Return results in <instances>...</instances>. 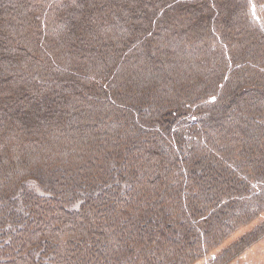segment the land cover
<instances>
[{"label":"trees","instance_id":"obj_1","mask_svg":"<svg viewBox=\"0 0 264 264\" xmlns=\"http://www.w3.org/2000/svg\"><path fill=\"white\" fill-rule=\"evenodd\" d=\"M263 212L264 0H0V264H229Z\"/></svg>","mask_w":264,"mask_h":264},{"label":"rangeland","instance_id":"obj_2","mask_svg":"<svg viewBox=\"0 0 264 264\" xmlns=\"http://www.w3.org/2000/svg\"><path fill=\"white\" fill-rule=\"evenodd\" d=\"M263 221L264 212L260 214L258 218L241 228L238 232H236L233 236L226 240L217 251L226 248L227 246H229V244L237 241L241 236H243L247 232H250L253 228H255ZM210 258H212V255L210 256ZM208 260L209 256L198 261L196 264H205ZM229 264H264V237L245 248L236 256L235 259L229 262Z\"/></svg>","mask_w":264,"mask_h":264}]
</instances>
